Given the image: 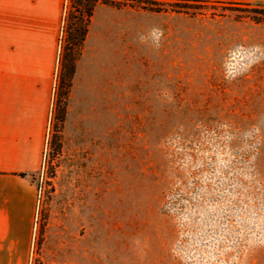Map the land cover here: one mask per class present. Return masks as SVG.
<instances>
[{
	"label": "rangeland",
	"instance_id": "rangeland-1",
	"mask_svg": "<svg viewBox=\"0 0 264 264\" xmlns=\"http://www.w3.org/2000/svg\"><path fill=\"white\" fill-rule=\"evenodd\" d=\"M120 4L30 175V264H264V23Z\"/></svg>",
	"mask_w": 264,
	"mask_h": 264
},
{
	"label": "crops",
	"instance_id": "crops-1",
	"mask_svg": "<svg viewBox=\"0 0 264 264\" xmlns=\"http://www.w3.org/2000/svg\"><path fill=\"white\" fill-rule=\"evenodd\" d=\"M264 5V0H200ZM66 0H0V264H30ZM123 10L99 4L76 65L71 94L109 60ZM106 42V46H105Z\"/></svg>",
	"mask_w": 264,
	"mask_h": 264
},
{
	"label": "trees",
	"instance_id": "trees-1",
	"mask_svg": "<svg viewBox=\"0 0 264 264\" xmlns=\"http://www.w3.org/2000/svg\"><path fill=\"white\" fill-rule=\"evenodd\" d=\"M121 0H66L61 36L59 40V55L56 73V82L53 94L51 120L62 122L69 94L73 85V78L76 65L82 55L83 46L89 31L92 16L99 4L120 7ZM184 5H211L229 7L232 9L247 10V16L255 23H264V5L241 3V2H220L200 0H168ZM22 178L30 179L27 174H20ZM31 183H33L30 180Z\"/></svg>",
	"mask_w": 264,
	"mask_h": 264
}]
</instances>
